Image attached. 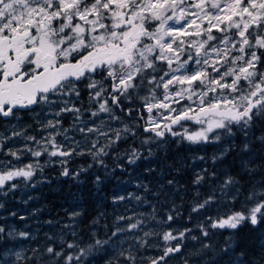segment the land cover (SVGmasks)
<instances>
[{
	"label": "snow or ice",
	"instance_id": "6c2138e0",
	"mask_svg": "<svg viewBox=\"0 0 264 264\" xmlns=\"http://www.w3.org/2000/svg\"><path fill=\"white\" fill-rule=\"evenodd\" d=\"M169 142L216 151L193 156L184 183L168 165L155 190L138 180L143 194L114 195L151 211L116 215L104 238L93 221L85 243L74 210L36 247L0 221V264H245L238 233L264 225V0H0V196L45 182L53 163L79 180ZM76 157L91 162L73 170ZM190 187L196 222L174 227Z\"/></svg>",
	"mask_w": 264,
	"mask_h": 264
},
{
	"label": "trees",
	"instance_id": "16d2710c",
	"mask_svg": "<svg viewBox=\"0 0 264 264\" xmlns=\"http://www.w3.org/2000/svg\"><path fill=\"white\" fill-rule=\"evenodd\" d=\"M83 98L85 101L87 100V92L84 93ZM117 113H119V110H117ZM135 115L136 113L134 112L133 116ZM25 119H27V117H25ZM140 136H143L142 129L140 130ZM132 143L133 140L131 139L124 143H120L116 152H124L128 145ZM135 143L137 146L139 145V138L135 140ZM212 148V145L189 146L187 144L178 145L175 142L166 143L161 148H154L155 154L150 157L148 161L147 159L137 160L136 163L138 166L133 169L136 172V175L120 171L118 172L115 168L111 169L109 172L103 173V168L94 166L87 172L81 173L79 180H73L71 177L60 176V168L56 163L50 164L44 172V176L47 177V180L37 184V186L32 189V199L29 201L28 205L34 208L36 215L32 214L31 217L32 219L37 217L38 222L36 221L37 223L34 224V220L29 222L26 218L24 219L28 224L26 230L30 231L35 238L33 241L24 243V247L27 248L44 245V237L46 235L58 232L53 230V228L48 227L47 222L51 221L54 226L57 225L59 221L69 220L67 212L72 210L81 212V216L78 218V231L85 237V243L90 242L88 240V228L93 221H97L96 230L99 232L100 237L104 238V226L106 224L111 225L113 222L112 217L115 212H120V209H117V207H114L111 204V197L115 193H120L124 189L125 192H129L126 188H122L120 192H115V181L125 177L143 178V180L147 181L149 175L144 171L146 167H151L155 170V168L162 169L168 165H175L177 167H184L185 175L179 177L180 182L184 183L190 179L193 174L192 162H190L194 156L193 154L197 152L199 153L202 150L209 152ZM146 155L147 153H145V156ZM205 156L208 157L207 154ZM228 159L231 160V157ZM90 162L91 160L89 157H76L72 160L69 166H75L78 169L80 166L86 167ZM116 162L117 161H115L112 156L105 158V164L107 167H113ZM119 163L125 165L127 168L129 167L122 160L119 161ZM201 165L204 166L203 164ZM156 172L157 171L155 170V178L161 175ZM97 175L102 178L98 185L94 183V178ZM139 192L143 191L139 190ZM191 192L192 189L190 187L189 195L187 197H191ZM15 193L13 194L15 195ZM11 203L12 201L4 202V207L0 210V221H4L9 225H11L10 223H14L16 227H19L18 223H21V220L18 216L13 217L10 215V213L15 212V210L7 208ZM12 204L15 206L12 207V209H18L20 203L13 202ZM7 212H9V214H6ZM208 214L209 213H204V215ZM225 235H227V233H225ZM68 238L71 239L70 236ZM238 241L239 246L236 248V251L237 253L243 252L245 254L244 257H241L242 259H245L246 257L245 264H248L249 261H257L261 254L264 253V249L261 248V244L264 243V225L259 226L255 230L250 226L243 227L238 233ZM217 259H219V257H217ZM92 264H103V261L94 260L92 261ZM221 264H224V262L222 261ZM260 264H264V260L260 261Z\"/></svg>",
	"mask_w": 264,
	"mask_h": 264
},
{
	"label": "rangeland",
	"instance_id": "374dc122",
	"mask_svg": "<svg viewBox=\"0 0 264 264\" xmlns=\"http://www.w3.org/2000/svg\"><path fill=\"white\" fill-rule=\"evenodd\" d=\"M117 114L120 115L119 113H117ZM135 116H133V118ZM25 122H31V121H29L28 118H27V119H25ZM69 123H70V118L65 119V121H64L65 126H67ZM214 151H216L215 146H213V148L210 149L209 152H205V151L202 150L199 153L197 152L195 154H193V153H190V154H193L194 156H199V155H204L205 156L207 154L208 157H210ZM149 158L150 157L147 158V161L149 160ZM45 159H47V157H45ZM122 161H124L125 164L127 166L131 167V168H129V167L127 168L125 165H123V169H121L120 167H117L116 166V164H117V162H116L113 167H110V166L107 167L108 171H105L103 169L102 172L103 173L109 172V171H111V169L115 168L118 172L120 171V172L130 173L132 175H136V172L133 169L136 168L138 166V164L135 163V164L129 165L127 163V160L126 159H122ZM190 162H192V159L190 160ZM69 167L72 168L73 170H76L77 169V167H75V166H69ZM201 167H203V166L201 165ZM155 170L157 171L156 172L157 174H161V169H159V168L156 169L155 168ZM60 171H61V169H60ZM138 180H142L144 183H149L151 186H153V190H155V186H154L155 185V176L153 174L152 176H149V178H148L147 181L143 180V178L142 179H138L136 177H132V178H129V177L121 178L120 180L115 181V192H117V191L120 192L122 190V188H126V189H128L129 192H137V194H143V192H139L136 189V187H135V184H136V182ZM32 189H33L32 187H22V188H20V189L17 190V192L15 193V195L14 194H10L7 197L0 196V203H3L4 204V202H7V201L8 202H11L12 201V203L13 202H16L18 204L20 203L18 209H16V208L15 209H12V207H15L12 203L9 205L8 208L10 210H15V212L17 213V216H18L19 219H20V216H23L29 222L34 220V224H35V223L38 222V218L35 217V219H32V217H31L32 214L36 215L35 214V210H34L33 207H30L28 205L29 201L31 200V199H29V197H31ZM124 190H122L120 193H115L114 195H126L127 192H125ZM112 197L110 199L111 204L114 207H117V209H120V212H118V211L115 212L114 216L112 217V220H114L115 216L118 215V214H131V212L133 210H135L137 213H139V212H150L151 211V208L148 205H143L142 207H137L135 201H132L131 203L129 201H125V202H122V203H120L118 205L113 204L112 203ZM11 198H12V200H11ZM148 198L150 200L152 199L151 196H149ZM190 200H191V197H187V199L184 202L185 203V207L182 209V211L184 213V218H187V214H188V201H190ZM25 201H27V202L25 203ZM176 202L178 204L181 203V201L179 200V198H177ZM0 210H2V208H0ZM10 212H12V211H10ZM6 214H9V212H7ZM160 215H163V212H161ZM195 222H196L195 218L192 221V223H187L186 222V219H184V221H181L177 225H173V226L174 227L175 226H179L181 228L182 227H185V226L192 227ZM65 223H71V221H69V220H62V221H59L57 223V225H54L53 226V223H51V224L47 223V225H48V227L53 228V230L59 231L62 228L63 224H65ZM10 224H11V226L16 227L14 223H10ZM27 225L28 224H27L26 221L21 220V223L20 222L18 223V226L19 227H16V228L18 230H23V227H24V230H26V226ZM145 230H147V227H145ZM194 234H196V233H194ZM192 243L193 242H189V250H191ZM197 247H198V245H197ZM149 254H151V253H149ZM170 264H174V262H170Z\"/></svg>",
	"mask_w": 264,
	"mask_h": 264
},
{
	"label": "bare ground",
	"instance_id": "6f19581e",
	"mask_svg": "<svg viewBox=\"0 0 264 264\" xmlns=\"http://www.w3.org/2000/svg\"><path fill=\"white\" fill-rule=\"evenodd\" d=\"M109 199V198H108ZM8 208V207H7Z\"/></svg>",
	"mask_w": 264,
	"mask_h": 264
}]
</instances>
